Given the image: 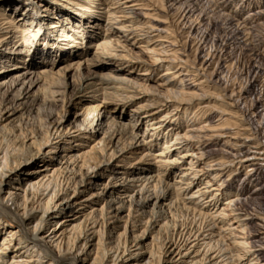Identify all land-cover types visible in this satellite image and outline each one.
<instances>
[{
	"label": "bare ground",
	"instance_id": "1",
	"mask_svg": "<svg viewBox=\"0 0 264 264\" xmlns=\"http://www.w3.org/2000/svg\"><path fill=\"white\" fill-rule=\"evenodd\" d=\"M170 1L177 4L182 0ZM190 1L194 2L185 0L182 4L185 8L180 24L185 29L194 22L195 11ZM206 1L207 10L201 17L204 20L212 13L211 20L199 32L206 38L212 36L216 45L205 51L200 64H191L189 56L181 51L184 35H179L182 33L179 24L172 30V24L153 18L159 10L155 8L159 0H0V118H4V110L13 115L20 112V107L26 104L20 100L29 93L28 86L41 82L49 97L55 98L59 93L63 85L60 78L53 81L51 72L33 71L45 67L53 45L54 51L62 56L76 52L77 59L66 67L74 68L82 84L79 94L90 101L83 121V126L88 127L74 133L69 131L70 126L60 131L63 116L58 110L49 111L46 118L41 116V110H36L42 130L38 138L34 127L25 129L21 120L18 130L12 124L0 123V184L10 186L16 182L5 199L0 198V264H240L245 259L249 264H264V244L258 243L264 237L251 241L256 235H264V214L245 204L231 185L232 177L238 174L236 170H245L248 180L264 173V141L260 139L264 114L241 107L243 103L234 96V91L215 95L206 90L222 87L219 81L211 79L209 69L215 56L226 53L231 45L238 46L230 49L250 57L254 80L264 77V24L253 25L256 19L264 17V9L239 20L223 11L236 0ZM242 1L245 7L261 4ZM96 3L98 12L91 7ZM42 13H45L43 20L49 17L52 24L57 23L52 27L59 30L55 40L43 42L45 48L37 43L34 46L35 39H31L44 31L43 21L39 20ZM102 18L105 24L100 28L105 36L101 44H95V53L101 50L115 56L110 51L112 43L118 44L123 52L120 58L131 64L130 69L144 70L146 77L80 57L89 49L86 42L76 43L96 38V27ZM151 20L165 27H157ZM215 32L217 36L212 34ZM25 57L32 58L27 66ZM7 69L13 72H5ZM155 72L160 74L159 81L154 83L150 75ZM263 97L261 93L257 100L263 101ZM219 106L237 110L219 111ZM108 111L105 121L100 122L97 118ZM110 112L117 116L109 115ZM118 116L132 118L129 131L138 121L143 122L142 133H147V139L139 144L126 137L123 129L111 130ZM48 119L52 130L46 129ZM95 124L101 127L99 131L105 128L102 138L89 149L80 148L98 135L99 131L91 134ZM71 134L80 138L74 141L71 138L63 144L56 142L52 149L54 141ZM219 140L224 141L223 154L204 151ZM72 143L79 149L71 150ZM158 145L161 149L152 152ZM48 148L52 156L46 161ZM39 159L44 164L38 165ZM150 162L154 168L151 171ZM184 162L187 166H182ZM26 164L31 165L32 173L39 174L23 179L20 173H24L22 168ZM118 169L122 170V176L128 171H138L131 179L136 182L135 190L138 188L141 199L133 198L134 189L114 181L113 173ZM174 170L177 176L173 184L160 186L162 175ZM102 173L108 177L103 195L94 190L88 192L94 178ZM199 182L204 187L185 198ZM115 191L133 202L129 203L123 230L112 237L110 231L120 227L122 217L106 208L103 196ZM197 197L206 205L205 209L209 207L207 211L198 207L200 203L194 200ZM147 199L163 205L169 201L168 216L142 215ZM210 207L215 209L213 213ZM51 219L56 225L43 235V226ZM249 220L263 224L257 223V229L248 228ZM148 232L154 235L147 237ZM25 237L28 240L23 241ZM150 237L151 242L147 243ZM21 244L27 247L23 254L16 250ZM27 252L29 257L25 255Z\"/></svg>",
	"mask_w": 264,
	"mask_h": 264
},
{
	"label": "rangeland",
	"instance_id": "2",
	"mask_svg": "<svg viewBox=\"0 0 264 264\" xmlns=\"http://www.w3.org/2000/svg\"><path fill=\"white\" fill-rule=\"evenodd\" d=\"M159 1L160 2L158 3V6H157L158 8L155 7L156 9H159V10L156 11L157 13H155L153 18L155 20L157 19L159 21L160 20L165 21L168 23V25L172 24V25H170V28L172 30L177 29L179 27L181 29V30L179 29V31L182 32V33H179V35H181V36L184 35L182 38V40L184 42L182 48L184 49V51L183 50H181V51L183 53H186L185 55L189 56V59H190L189 63L192 62L191 64H193V62H194V63L200 64L203 61L202 57H203V55H205V51H208V50H211L212 48H215V45H216V42H215V44L213 43L214 41H213L212 36L206 38L205 36H203V32H199L201 30L204 31L205 28L207 26H209V24H210L209 21L211 20L212 13H210V15H208V16H205L204 20L202 19V17L205 14V10H207V7H206L207 1L206 0H198L200 2H198L197 0L196 1L194 0V2L190 1V3L193 4L192 5L193 11H195V12H193V13L191 12V13L195 14V15H193V17H192L194 22L192 24H190V23L187 24L186 29L183 27L184 25L182 26L180 24V23H182V19H183V17H180L182 14L181 11L183 10V8H185L184 7L185 5H182V4H183V2H185V0L180 1L177 4L175 3L176 5L173 4V2L170 0H159ZM250 1H252L253 3H255V2L258 3L260 1L261 4L260 5L252 4L250 7H245L244 5H241V3H243L242 0H236V1L228 4L227 8L223 11H224V13L234 15L239 20H242V19H245V17L247 15L253 14V13H255L261 9H264V4H263L264 0H257V1L256 0H250ZM172 4L174 6H172ZM96 5H97V3L95 5H91L93 11H97V9L95 8ZM100 6H101V8L103 7L102 5H100ZM191 13H189L188 16H190ZM44 15H45V13H42V15L39 18V20L43 21L42 27H43L44 31H42V32L40 31V35L38 36V38H36L34 36L31 39H35V41H34L35 43L33 44L34 46L37 43L38 46L45 48L46 45L43 42H45L47 39H50V38L55 40V38H56L55 35L58 33L59 30H57L56 27H52V26H56L57 23L52 24L50 22L51 20L49 19V17H46V19L43 20ZM138 17L141 19V17L139 15H138ZM206 18H208V19H206ZM53 20H56V19H53ZM201 20H202V22L200 23ZM159 21L155 22V21L151 20V23L157 27H161V28L165 27V25L161 24ZM185 21L186 20H184V22ZM197 22L200 23L201 26H200V24L198 25ZM98 23H99V25H98L99 27H96L97 28L96 38L94 37V39H91L89 42H87L88 39H86L85 41H84V39H82L81 42L76 43L77 45H79V44L83 45V42H86L85 46H87V48L89 49L87 53L82 54V56H80V57L87 58L88 61L94 60L93 62H95L97 64H107L109 66H116L120 69H124L126 71L131 72L133 75L136 74V76H139L140 78L146 77L147 75H146L144 70H141V68H139L138 70L137 69H130L131 64L126 63L125 61H123L120 58L119 55H121L123 52H122V48L118 44L112 43L113 49L110 52L115 53L116 54L115 56L109 55V54H104L103 52H100L101 50H98L95 53L96 46L101 44L102 41H104V40H102V37L105 36L104 31L101 30L102 25L105 24V19L102 18V21H100ZM258 23L264 24V17H261V19H256L254 21L253 25H257ZM177 25H178V27H177ZM175 26H176V28H175ZM190 26H192V27H190ZM193 26L196 28L194 29ZM199 27L201 29L198 30V32H197V29ZM55 30H57V31H55ZM183 31H184V34H183ZM36 32H38V31L35 30V33ZM212 34L214 36L218 35V34H216V32L212 33ZM188 36H191V38H189ZM192 37H194V38L192 39ZM40 38H42V39H40ZM29 43L31 46L33 42L30 40ZM95 44H97V45L95 46ZM50 46H51V44H50ZM237 46L238 45H236V46L231 45L230 48H235ZM240 46L241 47L244 46V43H240ZM47 47H49V46H47ZM51 48H54V49H53L52 53H50L48 55V58L46 59L48 62L46 61L45 67H40V68H37L36 70H33V71L34 72L37 71V73H38L41 69H43V70H46L48 72H51V74L53 75V78H54L53 81H58L60 78L63 82V85L60 88L58 87L60 90L59 93L56 94L55 98L49 97L48 96L49 94H47L49 92L47 90L45 92L44 87L42 90L43 84L41 82L36 83L37 85L34 84L31 88H29V86H28L27 92H29V93L26 95V98L20 100V102L26 103L25 105H22L20 107V112L17 113L16 115H13L14 114L13 112H8V111L4 110L5 116L3 119L0 118V123L12 124L16 128L15 130H18L21 128L20 123H19L20 120L22 122L21 124H23L25 129H28L30 126H33L34 129L36 130V134H38V135L35 134L36 138H38L41 135L40 132H42V130L39 129L40 127H39V121L38 120H39L40 115H38V113L36 111L37 109L41 110L40 113H41V116L43 118H46L45 115L49 111L50 112L51 111L55 112L57 110L62 111L63 117L61 119V124H63V125L61 126L60 131L64 130L65 127L70 126L69 131L74 133V131L78 130L79 128L83 127L84 129H86L88 127L87 125L83 126V121L85 119V113H86L85 111L87 110V107H90V103H89L90 101L88 99L87 100L84 99L79 94V92L81 91L80 86L82 84L77 79L76 71L74 70V68L66 67L67 65L71 64L74 60L77 59L76 52L72 51L71 56L67 57V56H62L58 51L55 52L54 51L55 50L54 45L51 46ZM230 48L224 54H217V56H215L216 58L214 60L215 61L214 64H212V66H210L211 68L209 69V72L212 74L211 79L214 82H215V80L217 82L219 81L218 85L222 86V87L220 89H217L216 91L214 89H211V90L206 89V90L210 91V93H214L215 95L216 94L217 95L231 94L230 92L234 91V94H235L234 96L240 97V100L243 103L241 105V107L246 106L245 107L246 109H248V110L251 109L250 111H256V114L261 112V115H263L264 114V99H263L264 97L261 99L263 101H260V99L259 100H257V99L259 96H261V93H264V77L261 76V77H258L257 81L254 80L253 74H252V68L253 67L251 65L250 57L248 55L244 54L243 52L241 53L237 49H230ZM72 49H74V48H72ZM202 50H204V51L202 52ZM99 53L102 55L101 57L97 56V54H99ZM225 54H228V55H225ZM223 57L225 60L222 59ZM31 59L32 58H30V57H25L24 60H25L26 66L31 63ZM39 61H42V60L40 59ZM52 63H54V66L51 65ZM228 64H229V66H228ZM7 70L5 72H13V71H10L11 69H7ZM19 70H21V69H18V71ZM22 72H23V70H22ZM59 72H61L63 74L59 75L58 74ZM159 74H160L159 72H155L154 74L150 75L154 79V83L159 81ZM32 75H33L32 78L34 80H36L37 76H35L34 73H32ZM252 79L254 81L251 82ZM222 82H224V83L222 84ZM224 84L226 85V88H225ZM223 88H225V89H223ZM5 90L6 89H4L3 92H5ZM15 94H16V90L12 92L11 96L9 97V100L12 99ZM9 100H8V102H9ZM64 106H65V112L63 113V107ZM3 107H4V105L2 106V108ZM218 108H219V111L222 110L225 112H227L228 110L233 111V112L237 110L235 108H228L227 109V108H224L222 106H219ZM108 113H109V111L103 112L100 115V117H98L97 119H100V122L105 121ZM109 115H116L117 116V114L114 112H110ZM215 115H218V114H215ZM142 116H144V115L142 114ZM225 117H227V115ZM89 118L92 119L93 115L90 116ZM131 119L132 118H130V117H119L118 116V118L116 119V122H115L116 125L111 130H114V129L115 130L116 129L122 130L123 129L124 132L126 133V135H125L126 137H131L135 142H138L139 144H141V143H143V140L147 139L146 138L147 133L144 135L142 133L144 123L143 122L141 123V121H138V123L136 125H134L132 131H129L128 127L131 124V123H129ZM209 119H210V117L207 120H209ZM49 123H50V120L48 119L47 124H46V129H48V127H49V129L52 130L53 126H49ZM259 124L260 123L258 122L256 124V127ZM260 125L262 127L264 125V123H261ZM94 127L96 129H93L91 134H95V132H98L101 128V127H97L96 124L94 125ZM104 130H105V128H104ZM104 130H102V131H104ZM102 131H99V133L96 137L91 138L92 140H89L88 142L85 143L84 146H82L80 148L89 149L90 146L97 143V141L102 138V134H101ZM87 132H89V129H87ZM71 138H72V141H74L75 139H77V138L79 139L80 137H76V134H73V135L71 134L68 136L66 135L61 140L59 139V140L54 141V143H53L54 145L52 144V149H53V147L56 146L55 145L56 142H61L62 144L68 143ZM260 139L262 141H264V131L261 133ZM61 143H59V144H61ZM223 143H224V141H222V140L221 141L219 140V141L214 142L212 144L210 143L204 149V151L205 150L206 151L212 150L215 153L223 154L222 152H224V148H225L224 146H222ZM72 144L69 145L70 147H72L71 150L76 151L77 149H79V147L75 146V144H73V145ZM50 148L45 150L46 155H44V159L46 161L49 160L52 156L51 153H49ZM116 148H118V146H116ZM174 148H175V146H174ZM158 149H161L159 145L156 146L154 149H152V152H156ZM214 149L216 151H214ZM71 150H69V151H71ZM172 150H175V149H172ZM117 151L119 152L118 155L121 156L122 155L121 151L119 149H117ZM151 163L152 162H150V164H149L151 167L149 171L154 170L153 164L151 165ZM40 164H44V162H41V159L38 160V165H40ZM182 166H187V164L184 162V163H182ZM30 167H31V165L26 164L22 168V171L24 170V173L23 172L20 173V176L23 179H26L29 177H34V176L39 174V173H32ZM16 171H19V170H16ZM236 171L237 172H235V173H238V174L234 175V177H232V180H231V185H232L233 191L239 192V197L243 198L244 203L246 202L245 204H247L249 206L256 207L257 209H259L261 211L262 214H264V173L262 175H259V173H257L256 176H254L250 180H248V179H246L247 176H246L245 170L239 169ZM121 172H122L121 169L114 171V173H113V176L115 178L114 181H116L117 184H119V185L128 186V187H130V189L135 190V183L136 182L131 179V175H133L134 173H138V171H135V170L134 171H128L127 174H124L126 176H122ZM175 173H177V170L170 172L166 176L162 175V181L163 182L160 184V186L165 185V183L173 184V181L176 179L175 176H177ZM107 178L108 177L106 176V173H104V174L102 173L99 176L95 177L93 182H92V186L87 191L90 192L91 190L92 191L94 190L98 193H101L100 195L102 196L103 195V184L108 182ZM182 178H185V177H182ZM15 183L16 182L10 183V186L0 184V189H1L0 198L2 200L5 199V197L7 196L8 190L15 186ZM200 183L201 182L193 185L192 188L189 190L188 195L185 196V198H189V195L191 196L192 194H194L195 191L197 189H199V187H201V188L204 187V185L200 184ZM137 189L138 188H136V190L133 194V198L134 199H141V196L137 193ZM103 197H105L104 203L106 205V208L110 209V211L113 214L117 213V215H120L122 217V219L120 220V222H121L120 227H118L116 230L110 229L111 230L110 236L113 237V236L117 235L118 231L123 230V226H124L123 222L125 221L126 216L128 215L129 203L133 202V199L127 198V197L126 198L120 197V196H118L116 191L113 192L112 194H106ZM194 200L196 201V203H198V204L200 203V206L198 205V207L202 208L203 211H207V209H209V207L205 209L206 205H203V203L201 204V201H199L200 199L198 200V197ZM168 202H166L163 205L159 201L156 202L155 200L147 199L146 203H145L146 205L141 210V214L146 216V217H149L152 214H154L155 216L162 215L164 217H167L168 216V212H167L168 206L167 205L169 204ZM220 204H221V202L219 203V205ZM210 208H211L210 211L213 213L215 211V209H212V207H210ZM10 220H14V219L10 218ZM51 220L48 223L46 222L45 225L43 226V228H44V230H43L44 234L43 235L46 234L47 230L52 229L53 226L56 225L55 224L56 221H53V219H51ZM168 220H169V218L167 219V221ZM246 222H248V228L253 227V229L258 228V226H256L257 223H262L258 220H249ZM32 225L33 224L29 225V229H31ZM156 230L157 229H154L155 232H156ZM149 235H151V237H152L154 235V232L152 234H151V232H148V234L146 236L148 237ZM151 237H150V239L146 240L147 243L151 242ZM259 237L262 238V237H264V235H256L251 241H255L256 239H257L256 241H258ZM23 239H24L23 241L28 240L26 237ZM263 241H264V239L259 240L258 243L261 242V244H264ZM27 243L28 242H26V244ZM26 244L17 245L16 250H19V254H23L24 251L27 249V247H25V248L23 247ZM21 248H23V249H21ZM29 254H30L29 252L25 253L26 256H28ZM240 264H249L248 259L241 261Z\"/></svg>",
	"mask_w": 264,
	"mask_h": 264
}]
</instances>
